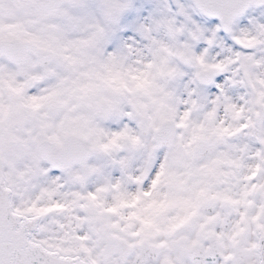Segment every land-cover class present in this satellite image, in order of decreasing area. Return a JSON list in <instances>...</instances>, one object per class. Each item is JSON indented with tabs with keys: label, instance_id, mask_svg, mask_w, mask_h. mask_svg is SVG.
<instances>
[{
	"label": "snow or ice",
	"instance_id": "6c2138e0",
	"mask_svg": "<svg viewBox=\"0 0 264 264\" xmlns=\"http://www.w3.org/2000/svg\"><path fill=\"white\" fill-rule=\"evenodd\" d=\"M0 264H264V0H0Z\"/></svg>",
	"mask_w": 264,
	"mask_h": 264
}]
</instances>
